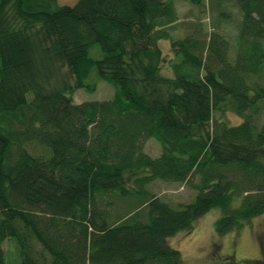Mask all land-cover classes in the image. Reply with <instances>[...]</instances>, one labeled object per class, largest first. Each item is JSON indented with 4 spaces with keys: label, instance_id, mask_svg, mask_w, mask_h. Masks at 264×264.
<instances>
[{
    "label": "trees",
    "instance_id": "trees-1",
    "mask_svg": "<svg viewBox=\"0 0 264 264\" xmlns=\"http://www.w3.org/2000/svg\"><path fill=\"white\" fill-rule=\"evenodd\" d=\"M57 1L0 0V264L8 239L18 264H183L167 240L210 210L218 236L263 216L264 0H230L233 61L219 32L171 38L174 0ZM162 40L179 58L170 76ZM99 81L112 98L73 102ZM155 180L195 198L172 208L147 191Z\"/></svg>",
    "mask_w": 264,
    "mask_h": 264
},
{
    "label": "rangeland",
    "instance_id": "rangeland-1",
    "mask_svg": "<svg viewBox=\"0 0 264 264\" xmlns=\"http://www.w3.org/2000/svg\"><path fill=\"white\" fill-rule=\"evenodd\" d=\"M77 0H58V5H73ZM203 1V0H202ZM177 13V22L170 27L173 40L184 37H197L206 42L211 33L219 32L229 44L228 58L233 61L236 57L239 13L230 0H204L203 5L196 6L189 2L174 0ZM221 12L230 13L231 17L225 20L220 17ZM162 52V73L172 74L170 65L179 60L171 50L170 41L162 40L158 43ZM97 51L94 49L93 53ZM114 89L103 81L97 82L96 91L88 93L78 90L73 95V102L79 104L85 101H103L112 98ZM225 119L231 124H239L241 119L231 113L225 114ZM264 122V113L260 114L261 125ZM27 149L31 153L43 152V148L30 144ZM144 153L154 158L160 154V145L153 138L144 143ZM147 191L167 202L172 208L179 204H187L194 200L196 191L190 184H179L155 180L146 186ZM129 203L128 200L125 201ZM124 201L113 200L112 213L115 209L124 210L127 204ZM237 204V203H236ZM127 210L123 211L124 214ZM222 215L220 209L215 208L199 218L189 231L179 232L168 238V244L180 252L183 264H245V261L264 259V215L255 218L238 230L224 236L215 233V221ZM6 264H18L20 258L13 240H6L3 245Z\"/></svg>",
    "mask_w": 264,
    "mask_h": 264
}]
</instances>
